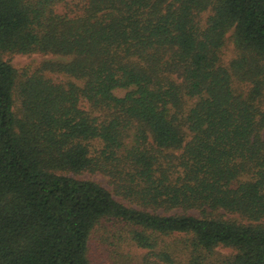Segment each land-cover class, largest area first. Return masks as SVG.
Segmentation results:
<instances>
[{
	"label": "trees",
	"instance_id": "1",
	"mask_svg": "<svg viewBox=\"0 0 264 264\" xmlns=\"http://www.w3.org/2000/svg\"><path fill=\"white\" fill-rule=\"evenodd\" d=\"M93 254L264 264V0H0V264Z\"/></svg>",
	"mask_w": 264,
	"mask_h": 264
},
{
	"label": "rangeland",
	"instance_id": "2",
	"mask_svg": "<svg viewBox=\"0 0 264 264\" xmlns=\"http://www.w3.org/2000/svg\"><path fill=\"white\" fill-rule=\"evenodd\" d=\"M59 12H65L64 7L59 6L58 7ZM47 57L41 56V55H13L11 57H9V61L10 63L16 68V69H20L24 66L27 65H31V64H37L40 63L41 61H43L44 59H46ZM76 178L82 179V180H90V181H94L99 183L101 186H103L104 188L111 190V186L108 184V180L105 179L102 175L94 173V174H90V173H83L80 175H75ZM176 237H171L169 239L164 238V241H166V243H173V239ZM177 238H179L177 236ZM175 245H178L175 243ZM176 247V246H175ZM218 251L223 254L224 256H229L232 255V251L231 250H227V249H218ZM143 254L142 250H136L133 249L132 250V256L133 259L137 260V258L139 256H141ZM93 258L96 259L97 264H113L112 262H107L106 257L103 255H97L95 256L93 254ZM179 262L182 261V259H178Z\"/></svg>",
	"mask_w": 264,
	"mask_h": 264
}]
</instances>
